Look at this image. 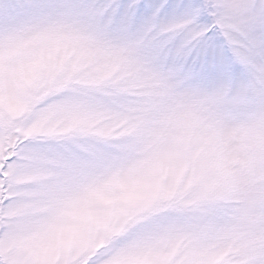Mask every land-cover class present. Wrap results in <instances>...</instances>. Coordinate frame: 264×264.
<instances>
[{"label": "snow or ice", "instance_id": "6c2138e0", "mask_svg": "<svg viewBox=\"0 0 264 264\" xmlns=\"http://www.w3.org/2000/svg\"><path fill=\"white\" fill-rule=\"evenodd\" d=\"M0 264H264V0H0Z\"/></svg>", "mask_w": 264, "mask_h": 264}]
</instances>
